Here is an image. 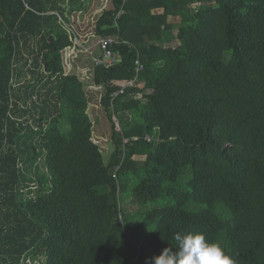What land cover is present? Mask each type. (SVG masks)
<instances>
[{
    "label": "trees",
    "instance_id": "obj_1",
    "mask_svg": "<svg viewBox=\"0 0 264 264\" xmlns=\"http://www.w3.org/2000/svg\"><path fill=\"white\" fill-rule=\"evenodd\" d=\"M45 8L0 0V264H145L177 232L264 264V0H112L95 36L120 60L92 80L109 161L85 82L66 72L74 38L56 15L43 29ZM33 137L38 182L19 166ZM131 198L147 208L130 212Z\"/></svg>",
    "mask_w": 264,
    "mask_h": 264
},
{
    "label": "rangeland",
    "instance_id": "obj_2",
    "mask_svg": "<svg viewBox=\"0 0 264 264\" xmlns=\"http://www.w3.org/2000/svg\"><path fill=\"white\" fill-rule=\"evenodd\" d=\"M112 0H46V8L42 12L45 18L43 23V29L47 31L50 29L47 22L54 15L57 19L51 22V27L54 29L66 28L73 36L76 48L67 49L63 53L64 63L67 73H76L85 82V88L90 98L89 114L94 121V138L102 146L104 155L109 161L111 154L114 150L111 140V122L108 119L103 106L100 104L102 89L95 86L93 83V74L96 62L102 58L103 51L99 44V39L95 36V24L100 14L108 7L111 6ZM54 7V8H51ZM178 18L171 17L170 20H177ZM4 32L0 30V36ZM175 31L169 34L165 40V45H175L176 40L174 37ZM29 53V52H27ZM23 75L20 79L21 82H32L35 79L33 73L27 68H24ZM37 137H33L32 141H28L27 144L24 139L20 140L18 145L24 151L20 156L21 161L19 166L22 171L27 174V181L29 177H32L35 182H38V175L46 169L43 166V159L38 158L37 165H30V159L33 154L29 144H38ZM33 142V143H31ZM141 158V157H138ZM24 172V173H25ZM26 184V183H25ZM30 186V185H29ZM26 184L23 187L24 191L30 190V187ZM36 195V192L35 194ZM127 206L130 212H138L144 210L147 207L141 205L140 198H131L127 201ZM148 207H152L149 204ZM33 264H36L38 260H31Z\"/></svg>",
    "mask_w": 264,
    "mask_h": 264
},
{
    "label": "clouds",
    "instance_id": "obj_3",
    "mask_svg": "<svg viewBox=\"0 0 264 264\" xmlns=\"http://www.w3.org/2000/svg\"><path fill=\"white\" fill-rule=\"evenodd\" d=\"M175 247H166L151 257L145 264H234L224 248L209 241L202 233L174 234Z\"/></svg>",
    "mask_w": 264,
    "mask_h": 264
},
{
    "label": "built area",
    "instance_id": "obj_4",
    "mask_svg": "<svg viewBox=\"0 0 264 264\" xmlns=\"http://www.w3.org/2000/svg\"><path fill=\"white\" fill-rule=\"evenodd\" d=\"M122 12H120L119 16L121 15ZM113 41H114V39H112V38L100 39L99 44L101 45L104 54H103L102 58L97 60L96 64H102V65L108 66V65L114 64L120 60V58L117 56V54H115L110 49V45L113 43ZM136 65H137L136 66L137 75H136L135 79H137L139 72H141L144 68V64L140 60L136 61ZM124 92H125V87L122 88L118 93H115V96H117L120 93H124ZM146 139L150 140L151 136L147 135Z\"/></svg>",
    "mask_w": 264,
    "mask_h": 264
}]
</instances>
